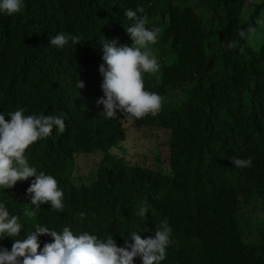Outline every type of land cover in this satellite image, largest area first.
<instances>
[{"label":"trees","instance_id":"16d2710c","mask_svg":"<svg viewBox=\"0 0 264 264\" xmlns=\"http://www.w3.org/2000/svg\"><path fill=\"white\" fill-rule=\"evenodd\" d=\"M137 6L146 26L160 28L152 46L160 69L143 79L162 108L155 117L105 119L96 104L100 43L130 45L123 10ZM258 21L264 0H24L20 13L0 16V112L23 107L65 124L26 149L29 162L57 180L64 211L33 209L26 189L34 177L0 190V202L21 219L20 235L37 224L69 227L111 234L120 247L131 242L127 232L149 237L167 218L175 243L161 264H264V219L255 221L264 213V38L254 49L239 35ZM59 32L81 43L50 47ZM157 132L163 140L144 155ZM232 158H251V166L236 168ZM141 205L143 219L135 214ZM38 240L42 247L51 237ZM12 242L0 245L10 250Z\"/></svg>","mask_w":264,"mask_h":264},{"label":"clouds","instance_id":"9594fccd","mask_svg":"<svg viewBox=\"0 0 264 264\" xmlns=\"http://www.w3.org/2000/svg\"><path fill=\"white\" fill-rule=\"evenodd\" d=\"M23 3L24 0H0V16L11 17L20 13ZM123 11L124 17L131 22L126 28L131 44L118 45L115 39L104 38L101 41L103 63L99 66V73L102 76L100 87L103 96L96 104L103 106L100 115L105 119L116 118L117 113L127 119L139 120L149 115L155 117L162 108V97L157 92L145 89L143 77L145 74H155L160 69V63L152 51V46L158 42L160 28L146 26L144 9L140 6L135 10ZM255 32L256 29L249 26L239 35L245 38L247 34V38H251ZM79 43V35L59 32L49 36V46L56 49ZM76 86L79 89L84 85L78 80ZM25 111V108L17 107L6 114L0 112V190L34 177L26 189L33 209L47 203L51 211L62 213L64 194L57 180L44 171H38L37 166L29 162L26 149L38 139L49 137L53 129L63 133L64 119L61 115H25ZM5 115L10 118L8 121ZM161 140L157 132L150 146H142L144 155L148 156L153 145ZM83 158L90 164V157L83 155ZM230 162L236 168L251 166V158H232ZM147 212L148 209L141 205L135 214L143 219ZM77 217L84 219L85 213L79 212ZM20 220L0 202V240L8 237L13 241L10 250L0 245V264H135L134 258H139L140 264H161L166 258L167 249L175 243L167 218L155 222V231L149 237L141 238L140 230L127 232L131 242L125 239L120 247L111 234H74L69 227L57 231L37 224L33 230L21 236L23 225ZM143 230L148 231L146 228ZM45 234L51 237V242H45L41 247L38 237Z\"/></svg>","mask_w":264,"mask_h":264},{"label":"rangeland","instance_id":"374dc122","mask_svg":"<svg viewBox=\"0 0 264 264\" xmlns=\"http://www.w3.org/2000/svg\"><path fill=\"white\" fill-rule=\"evenodd\" d=\"M261 22V21H260ZM255 35H253L251 38H248V42L254 47V49H257L260 45L261 41L264 38V23H259L256 27ZM126 147H130V144L126 143ZM86 154V153H83ZM82 155V154H81ZM80 157L76 158V163H78ZM259 218L255 219L256 223L262 222L264 219V213H261L260 216H257ZM20 220V219H19ZM243 230L247 234L249 240L254 241L258 243L260 241V238H258L259 233L255 231H251V225L250 224H244Z\"/></svg>","mask_w":264,"mask_h":264}]
</instances>
